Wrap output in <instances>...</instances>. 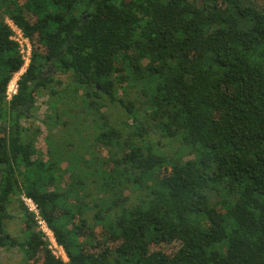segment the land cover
Wrapping results in <instances>:
<instances>
[{
  "label": "trees",
  "instance_id": "16d2710c",
  "mask_svg": "<svg viewBox=\"0 0 264 264\" xmlns=\"http://www.w3.org/2000/svg\"><path fill=\"white\" fill-rule=\"evenodd\" d=\"M5 19L32 46L10 100L23 60ZM12 248L25 264H264V0H0Z\"/></svg>",
  "mask_w": 264,
  "mask_h": 264
},
{
  "label": "rangeland",
  "instance_id": "374dc122",
  "mask_svg": "<svg viewBox=\"0 0 264 264\" xmlns=\"http://www.w3.org/2000/svg\"><path fill=\"white\" fill-rule=\"evenodd\" d=\"M260 3V2H259ZM29 42V41H28ZM29 46H30V55L28 57L27 60H30V56H31V43L29 42ZM24 73V70L21 73H17L14 74L13 77L15 78H19V76H21ZM55 75V74H54ZM46 98L45 97H41L38 96L36 97L35 100V104L33 106V108L31 109L30 113L32 115V117L34 116L35 118H29L28 123L31 121V126H35V127H40L41 128V134L38 136L37 140H36V149L42 154L44 159H47L48 156L46 155V151H47V146L44 142L45 137L47 136V131L45 129V127L41 124L40 119L43 118L44 113H45V109H46ZM25 126H27L26 123H24ZM81 127V126H79ZM74 141H77V139H73ZM75 143V142H74ZM162 150L166 153H172L177 151V146L174 145L173 143L170 144H166L164 146H162ZM67 166V163H62L61 167L65 168ZM65 180L66 182L70 181L69 176L66 174L65 175ZM21 201L24 203V205L27 207L30 206V204L26 205L25 202L21 199ZM10 215L11 218L9 220L5 221V229L7 234H9L11 237H18L20 235V228H21V219L16 211V209L13 207L12 210H10ZM39 229L40 226L38 225ZM42 232V231H41ZM44 234V232H42ZM46 240L48 241L49 244V248L51 250V252L55 255V257L61 258L64 261H66L65 255L62 251V249H60L59 246H57L56 244L53 243V241L51 240V237L48 236L45 232L44 234ZM169 251H171V249H169ZM23 254L18 250V249H0V264H25L24 260H23Z\"/></svg>",
  "mask_w": 264,
  "mask_h": 264
},
{
  "label": "built area",
  "instance_id": "2783aa9c",
  "mask_svg": "<svg viewBox=\"0 0 264 264\" xmlns=\"http://www.w3.org/2000/svg\"><path fill=\"white\" fill-rule=\"evenodd\" d=\"M5 23L12 31V35H11L10 39L18 45L20 55L22 56L23 66L19 70L18 74L21 73L23 70L25 72V70L27 69V67L29 65V61H30V60H27L29 55H30L29 42L23 36L20 29H18L9 19H5ZM18 79H19L18 77L17 78L12 77L11 81L9 82L7 89H6L7 100H10L11 97L16 94ZM21 199L25 202L26 205L30 204V206L28 207V210L30 212H33L36 215V221H37V224L40 226V230L42 232H44V234L46 232V234L51 237V240L53 241V243L56 244L54 239H53L52 233L46 227L45 223L38 217V213H37V210H36V207L34 206V204L29 199H26L24 197H21ZM60 249H61V247H60Z\"/></svg>",
  "mask_w": 264,
  "mask_h": 264
},
{
  "label": "water",
  "instance_id": "95a60500",
  "mask_svg": "<svg viewBox=\"0 0 264 264\" xmlns=\"http://www.w3.org/2000/svg\"><path fill=\"white\" fill-rule=\"evenodd\" d=\"M89 16H90V14L83 16V18H82L83 21L86 22V20H87V18H88ZM96 87H97V86H96ZM97 89H98V87H97Z\"/></svg>",
  "mask_w": 264,
  "mask_h": 264
}]
</instances>
